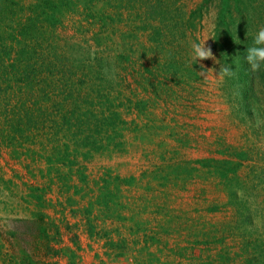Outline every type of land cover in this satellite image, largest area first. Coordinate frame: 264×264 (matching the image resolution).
I'll list each match as a JSON object with an SVG mask.
<instances>
[{"label": "rangeland", "instance_id": "obj_1", "mask_svg": "<svg viewBox=\"0 0 264 264\" xmlns=\"http://www.w3.org/2000/svg\"><path fill=\"white\" fill-rule=\"evenodd\" d=\"M90 1L0 0V42L13 46L0 54V264H264V80L245 99L236 75H219L217 0H177L162 15L157 3ZM31 16L43 26L29 34ZM148 26H163L162 43ZM205 40L215 59L194 61ZM21 48L32 59L16 70ZM67 86L93 104H72ZM55 145L77 148L75 162ZM221 158L241 160L235 175L222 178Z\"/></svg>", "mask_w": 264, "mask_h": 264}, {"label": "trees", "instance_id": "obj_2", "mask_svg": "<svg viewBox=\"0 0 264 264\" xmlns=\"http://www.w3.org/2000/svg\"><path fill=\"white\" fill-rule=\"evenodd\" d=\"M98 1L102 2L101 0H91L90 2H93L92 4H95ZM118 1L124 2L126 6L130 5L131 7H133V5L129 4L132 2V0H118ZM133 1H134V3L139 2L141 5L145 3L147 5V7H149V9L152 8L155 3H157V6H159L158 7L159 9L165 5L164 9L162 8V10L160 11V14L162 15V14L166 13L165 10L167 9V7H169V4L171 5V4L175 3V1H177V0H148V3L146 2L147 0H133ZM210 1H212V0H203V3H201V4H204V3L210 2ZM45 2H46V0H44L43 4H45ZM47 2H48V0H47ZM105 2H106V0H105ZM216 4H217L216 5L217 19H216V25H215L216 29L215 30H216V33H220L222 35V40H220V39L218 40L215 37L214 38V42H215L214 44L221 53L220 57L223 60H221L220 62H222L223 65L231 66L232 70L235 71L236 83L238 86V90H239V86H240L241 94H243V97L246 99V96L249 93L247 88H250L252 86V84L255 81V78L257 77L260 80H264V66H262V69L260 71L253 72L250 70L248 63L244 59V57L246 55V49L248 47L252 46L253 39L255 36V26L257 25V20H255L256 23H254V22H252V18L253 17L255 18L256 15H258V13H259L257 11L259 9L258 5L261 6L263 3L260 2V4H259L257 2V0H217ZM104 5H105V3H104ZM90 6H91V4L85 5V7L89 11V12L88 11L86 12V15L88 17L94 18L93 20H95V21L100 20L102 24L108 25L109 24L108 19L109 20L113 19L111 14H109L108 12H105L103 8L97 7L96 5H94L93 7H90ZM48 9L50 10V12L51 11L53 12L55 10V7L48 5ZM263 12H264V10H263ZM51 15L54 17V13H52ZM53 20H55V17ZM154 21H151L148 24L152 25V24H154L153 23ZM34 22H35V16H31L30 20L27 21L28 24L26 22L23 23V25H25V27L27 26L26 30L29 32V34L32 33L36 28H38V26L39 27L43 26L42 22H40V21L38 23L37 22L34 23ZM150 23H152V24H150ZM153 26H148V30L151 29L149 34H151V32L154 35L157 34V36L154 38V40L157 43H160V42L162 43L163 38L167 34L165 32V29H164V31H162V29H160V28H163L164 25L162 27H157V28H155ZM183 33L184 32L182 31L181 34L183 35ZM5 45H6V43L0 42V50H1L0 54L1 55L3 54V55H5V57L10 58V56H11L10 51H11L13 46L5 47ZM24 46H28V45L24 44L22 47H24ZM32 47H36V46H32ZM8 48H9V50H8ZM25 50L23 48H21V51L16 52L18 56L14 57L13 61L12 60L9 61V62L12 61L11 64H9V66L10 65L12 66L13 62L18 58L19 59L17 60L16 70H20L22 68L24 69L25 67L30 65V64H27V62H29V58H31V57L28 56L27 54H25L27 51V50L26 51ZM26 55H27V58H22L23 56H26ZM115 59L117 61H119L118 63L127 62V61H130V55L128 54V51H126V50H123V51L117 50L115 52ZM18 62L22 67H20V65H18ZM166 63L168 66H177L178 65L177 59H172V58L167 59ZM5 68H7V66H5ZM97 71L101 72L104 75L105 71H102V70H100V71L97 70ZM190 72L191 71L187 68L186 69V76L187 77H190V74H189ZM18 87H20V86H18ZM67 89L68 90L65 91V93H67L66 97L69 95L71 97H74L72 104L80 105L83 102H91V104H93L94 101L89 100L92 97L79 96L78 93L77 94L74 93V92H78V91L75 89H72L70 86H67ZM244 90H245V92H244ZM20 99H22V98H20ZM246 104H248V103L246 102ZM57 107H58V109L56 108V110H59V111L62 110V107H59V106H57ZM29 108L30 107H27L26 101L21 100V103L19 104V106L13 107L11 109L12 112L14 113L13 118H16L18 120V122L21 123L23 121V118H22L23 115L28 117ZM70 112H73V111L71 110ZM114 112L116 113L115 115H118L121 117V115L119 114L120 111L119 112L114 111ZM42 113H44V111H42ZM64 117L66 118V120H65V118H63L64 121L66 123H68L70 116H64ZM73 130H75V129L73 128ZM17 131L23 132V128L18 127ZM5 137L11 138L12 140H14L13 139L14 137H12L9 134H6ZM57 143H60V141H58ZM69 148L70 147H67V146H65L64 148H61L59 145H55L54 149L58 150L59 152L62 153V154H60V155H62V157H58V158L56 157V158L59 161L60 160L62 161L65 159L70 164L74 163L75 159L73 156H70V155L71 154L75 155V153L78 152V149L73 148L72 150L76 151V152H73ZM238 155L241 156V158L244 160V158H246V156H247V152L242 150L238 153ZM213 160H215V159H213ZM240 161L237 162L235 160H231V158L218 159L217 162L220 163V166H221V164H226V165L231 166V169H228V168L219 169V174L222 176V178L228 177L229 172H231V176L235 175L237 172V167L240 168V163H241ZM204 163L208 164L207 161H205ZM188 168H189L188 166H182V170H181L178 166H176L174 171H173L174 172L173 176L175 178L179 179V178H182L180 175L182 173H184V175H186L187 179L189 180L191 177L189 178V175L187 174ZM216 172H218V170ZM243 213H246V212H243ZM168 225H169V223L167 222L165 224V226H163V228L167 229ZM67 249H69V248H67ZM63 250H64V247H63ZM71 250H72V248H71ZM73 254L74 253L71 254L72 257L74 256ZM30 263L32 264V262H30ZM248 264H250V261Z\"/></svg>", "mask_w": 264, "mask_h": 264}, {"label": "clouds", "instance_id": "obj_3", "mask_svg": "<svg viewBox=\"0 0 264 264\" xmlns=\"http://www.w3.org/2000/svg\"><path fill=\"white\" fill-rule=\"evenodd\" d=\"M194 42L191 45L192 59L194 61H203L206 59H215L211 48L205 46V42ZM248 63L250 70L253 72L260 71L264 66V27H261L254 36L252 46L246 49L244 57ZM201 75L205 74L204 66L201 64ZM221 77L232 78L236 73L232 70L231 66L224 65L219 69Z\"/></svg>", "mask_w": 264, "mask_h": 264}]
</instances>
